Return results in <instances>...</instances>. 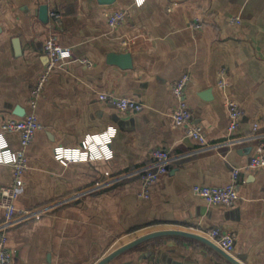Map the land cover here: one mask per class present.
<instances>
[{
  "label": "crops",
  "instance_id": "obj_1",
  "mask_svg": "<svg viewBox=\"0 0 264 264\" xmlns=\"http://www.w3.org/2000/svg\"><path fill=\"white\" fill-rule=\"evenodd\" d=\"M43 4L47 23L40 18ZM54 10L60 24L50 16ZM117 10L126 18L111 28L107 17ZM236 16L239 24L231 22ZM51 36L73 55L54 69L39 98L36 113L44 127L27 148L28 169L15 201L30 215L17 214L6 228L12 264H94L153 231L212 228L235 234L233 255L245 264H264V167L244 168L264 143V0H145L140 7L135 0H0V120L22 117L14 114L17 105L29 110ZM110 52L131 53L132 66L109 62ZM223 70L226 90L219 84ZM184 73L192 122L203 127L205 143L187 137L171 117L177 104L171 85ZM100 92L144 107L121 111ZM226 95L243 113L231 134ZM110 127L117 130L108 143L111 159L65 165L55 158L54 147L77 148L87 135ZM6 138L18 147L16 134ZM156 148L169 150L171 161L150 197L142 198L143 174ZM237 167L233 207L208 205L193 193L194 185L228 183ZM13 172L0 163V191ZM5 221L0 207V233ZM108 264L226 263L202 241L161 236Z\"/></svg>",
  "mask_w": 264,
  "mask_h": 264
},
{
  "label": "built area",
  "instance_id": "obj_2",
  "mask_svg": "<svg viewBox=\"0 0 264 264\" xmlns=\"http://www.w3.org/2000/svg\"><path fill=\"white\" fill-rule=\"evenodd\" d=\"M52 20L60 24L62 22L61 13L59 11H51ZM126 18V11L117 10L111 12L108 17V25L111 28L118 26ZM240 17H233L231 22L239 24ZM200 22L195 24L196 28H200ZM68 52V56H63V52ZM44 52L48 57L44 69L39 74L36 82L31 90V98L29 100V110L22 117H9L0 120V136L3 137L4 143H0V160H4L10 154L14 157L9 163L14 169L13 180L9 185L1 188L0 207L5 211L4 231L0 233V264H12L13 254L8 247V234L6 228L16 220L17 214L29 216L27 210L18 208L15 204L23 185L24 174L28 169L27 148L32 143L36 133L44 126L37 116V107L39 98L52 75L55 68L62 65L66 60L72 57V51L69 47L59 44L55 37H49L44 42ZM83 63L91 65L88 59H83ZM190 76L184 73L180 79L173 82L171 89L173 95L177 99V104L172 111L171 117L174 125L185 127L186 136L200 143L207 140L203 127L192 122V111L185 98L187 84ZM219 84L223 89H227L226 72L220 73ZM99 98L116 106L121 111L140 112L144 104L131 97L116 96L113 93L100 92ZM226 106L228 109V133H234L240 126L242 118V110L238 103L226 95ZM257 126V125H256ZM87 135L77 148H65L63 146L54 147V156L63 164L68 162H81L105 158V148H108V142L104 139V133ZM16 134L18 136L19 145L17 148L11 147L6 136ZM112 152V151H111ZM113 157V153H112ZM153 162L143 174L142 188L139 195L142 198H149L152 186L158 179L167 172L168 165L171 161L170 151L167 149L156 148L151 151ZM264 167V143L256 147L254 155L250 162L244 167L246 169H258ZM242 167L233 168L230 181L224 185H194L193 193L201 197L208 205H220L225 207H233L238 199L239 192L237 188V180ZM201 235L208 237L226 252L233 254L235 250V234L229 230L221 228L203 229Z\"/></svg>",
  "mask_w": 264,
  "mask_h": 264
},
{
  "label": "water",
  "instance_id": "obj_3",
  "mask_svg": "<svg viewBox=\"0 0 264 264\" xmlns=\"http://www.w3.org/2000/svg\"><path fill=\"white\" fill-rule=\"evenodd\" d=\"M113 1L114 0H101V2L103 3H111ZM40 18L42 21L46 23L49 21V7L47 4H43L40 6ZM14 44H15L16 54L21 55L22 51H21L19 38H14ZM108 60L109 62L121 66L123 68H128L132 66L131 53L110 52L108 54ZM25 112L26 110L20 105H17L14 108V114H16L17 116H23L25 115ZM161 236H183V237L196 239L206 243L217 253H219L221 257L225 260L226 264H245L243 258L236 257L233 254L226 252L224 249H222L220 246H218L214 241H212L208 237H205L204 235L192 231H186L180 229H162L139 236L133 239L132 241H129L128 243L121 245L117 249L110 252L108 255L98 259L94 264H108L124 251L131 249L147 240Z\"/></svg>",
  "mask_w": 264,
  "mask_h": 264
},
{
  "label": "clouds",
  "instance_id": "obj_4",
  "mask_svg": "<svg viewBox=\"0 0 264 264\" xmlns=\"http://www.w3.org/2000/svg\"><path fill=\"white\" fill-rule=\"evenodd\" d=\"M135 3H136V6H137V7H140V6H142V5L145 3V0H135ZM62 55H63V56H68L69 53L65 51V52L62 53ZM116 131H117V130H116L115 128H111V127L108 128V129H107V132L103 134V135H104V139H105L108 143H110V142H111V139L114 138V137L116 136ZM0 143H4V140H3V137H2V136H0ZM105 153H106V155H105V158H106V159H111V158H112V152H111V150L105 148ZM12 160H14V157H12V156L9 154V155L7 156L6 159H4V160H0V163H9V162H11Z\"/></svg>",
  "mask_w": 264,
  "mask_h": 264
}]
</instances>
